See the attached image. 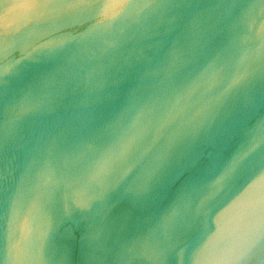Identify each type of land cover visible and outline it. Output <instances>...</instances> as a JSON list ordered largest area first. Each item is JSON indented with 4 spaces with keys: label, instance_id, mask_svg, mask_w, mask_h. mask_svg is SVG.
Here are the masks:
<instances>
[{
    "label": "water",
    "instance_id": "95a60500",
    "mask_svg": "<svg viewBox=\"0 0 264 264\" xmlns=\"http://www.w3.org/2000/svg\"><path fill=\"white\" fill-rule=\"evenodd\" d=\"M0 264H264V0H0Z\"/></svg>",
    "mask_w": 264,
    "mask_h": 264
}]
</instances>
